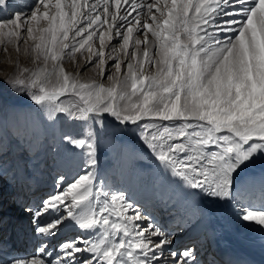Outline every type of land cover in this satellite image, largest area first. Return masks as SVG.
Masks as SVG:
<instances>
[{"label": "snow or ice", "instance_id": "1", "mask_svg": "<svg viewBox=\"0 0 264 264\" xmlns=\"http://www.w3.org/2000/svg\"><path fill=\"white\" fill-rule=\"evenodd\" d=\"M11 8L0 0V43L18 52L28 45L43 67L20 69L0 97H27L43 121L28 115L25 130L57 131L82 164L25 208L37 243L7 264H200L193 247L175 250L173 233L129 196L96 182L97 138L109 125L135 126L182 185L234 200L239 172L264 159V0H33L24 15ZM113 30L119 47L105 57ZM77 53L111 86L67 71L65 59ZM240 207L242 220L264 226V206Z\"/></svg>", "mask_w": 264, "mask_h": 264}, {"label": "bare ground", "instance_id": "2", "mask_svg": "<svg viewBox=\"0 0 264 264\" xmlns=\"http://www.w3.org/2000/svg\"><path fill=\"white\" fill-rule=\"evenodd\" d=\"M23 1L28 4V7L27 10L21 13L22 15L30 12L31 4L33 3V0ZM88 2L91 3L92 0H88ZM148 2H152V0H148ZM15 6L12 8L16 9ZM20 63L22 62L20 61ZM2 66L6 68L7 72L0 73V75L6 78L11 77V74H7L10 71H14L15 75L20 69L27 68V66L20 65L16 61L13 62V60L3 63L1 67ZM49 68H51V66ZM86 76L90 75L87 74ZM77 78L82 82L96 81L97 83H104L103 78L91 79L90 77L83 76ZM104 84L106 87L111 86L107 83ZM6 99H8L6 94L0 97V105H4L0 108V138H2V141L5 138V135L4 130L1 128L6 131V126L9 125L8 120L6 121V115L8 114V107L5 102ZM20 109H24L25 111L23 115L24 120H20L21 123H26V117L28 115L36 117L38 121H43V115L38 113L33 102L25 103ZM25 133L31 137L30 142L26 141L25 145L27 146L29 144V151L35 149L32 144L35 146L39 145L41 142L40 140L45 137L46 139L42 149L45 154L48 152L51 157H47L48 159L46 158L41 161V166H39V164L33 166L35 173H38L37 175L34 174L30 176V172H25V177L28 180L30 179L29 182L34 183L31 196L24 194L23 190L26 188V182L20 181L21 178L19 179L15 174L13 182H11L14 186H18L19 188L17 190L13 189L15 192L18 191V206H7L6 202L0 201V206L5 205L6 208H9L7 211H1L4 212V214H0V221L5 216L7 217V220L9 218H14L13 223L18 227L14 240L8 241L6 239H0V261H3L4 264H7V261L12 257H24L33 252L37 243L34 233L35 225L31 219L30 213L25 211V208L38 207L42 200L55 190V183L51 187H46L47 178H54L60 175L72 178L76 176L77 172H80L81 169V166L79 165L82 160L80 159L79 154H74L70 147H66L61 142L57 131L49 128L48 135L46 127L42 125L36 135L33 134L31 129L27 130ZM124 137L125 138L121 137L117 140V148L113 150L112 153L102 155L103 153L101 152L102 154H98V156L96 155L97 164L95 172L97 183L102 184L110 191L123 192L126 196H129L132 201L136 202L141 214H145L146 218H154L157 216L155 212L158 214V209L152 208V196L154 194H156V198L160 196V194L158 195V190L161 185V179H163V183H165L167 179L172 178L173 181L169 183L166 190V196L171 201L169 206L174 205L177 199V191H174L173 197H171L169 196V190L172 191L173 189L180 188V193L182 195H187L197 203L196 210L199 211V213L202 214L206 211H213L214 216L212 220H204L203 223L206 225L203 235L209 236V246L213 251L227 252L231 257L232 264H264V231L261 230L264 226L257 225L253 221H244L240 218V206H250L249 203L244 201V199L248 202L250 199H253L254 196L258 195H260L262 199L264 198V166L252 163L239 172L236 179L235 191L236 195L241 192V201L237 202L236 199H209L202 195H198L195 190L188 189L181 184L180 178H174L169 172L165 171L163 166L150 154L149 150L140 141L138 137V129L134 128L130 136H127L126 133ZM12 141L11 147H9V141L6 143L3 141L4 151L0 154V158L8 156L11 158L14 155H17L15 152V148L17 147L16 142ZM126 146H128L130 148L129 151H132L135 155L131 160V165H128L126 162V155L124 154ZM70 151H72V154L68 157V152L70 153ZM30 159L33 160L35 158L31 157L29 158V161ZM258 160L264 161V159L259 158ZM52 164H54L53 167H51ZM28 165L29 163L27 162L22 166L19 162L16 163V172L20 171L19 173H22L20 168ZM43 175L46 176L44 179L42 178ZM120 178L121 181H119ZM0 181L6 183L7 187L9 186L8 180L5 179V177H0ZM21 182L22 184H20ZM111 182L115 183V185L113 186ZM152 182H154V194L149 190ZM21 188H23L22 192L19 191ZM238 188L241 189L238 190ZM4 197L9 198L6 195ZM1 200L3 201L4 199ZM261 206L264 205H262L261 202H256L251 208L259 209ZM156 223L160 225L161 220ZM174 226L176 227V230L173 232L174 242L172 247L175 250H180V248H182L183 245H186L190 240H180L177 233L181 228L175 224L170 225V227ZM170 227L167 228L168 231L172 230ZM3 232L4 229H0V234ZM63 238V236L58 237V239ZM14 243L15 246L11 248L10 246Z\"/></svg>", "mask_w": 264, "mask_h": 264}, {"label": "rangeland", "instance_id": "3", "mask_svg": "<svg viewBox=\"0 0 264 264\" xmlns=\"http://www.w3.org/2000/svg\"><path fill=\"white\" fill-rule=\"evenodd\" d=\"M12 1H17V0H12ZM20 1H23V0H18L17 2H20ZM12 5L13 6L16 5L15 6L16 9L12 8V10L20 11L19 9H17V8H19L20 3L12 2ZM22 6H23V8H22V11L20 13L27 10L28 4L24 1V4ZM31 10L32 9H30V11ZM138 35H139L138 32L137 33L134 32V39ZM113 36H114V39L111 42L106 41V47L104 49L105 57H107L109 55V52H110L111 48L113 47V45H117V47H119V38L115 37V30H113ZM94 41H95L94 48L98 49L99 48L98 40H96V38H94ZM29 44H31V41H29ZM129 51H131V49H129ZM87 55H88L87 53H85L84 56H82L80 53H77L74 60L69 61V60L65 59V61H64L65 69L67 71L71 72L73 74V76L75 75L76 77L83 76V77H90L91 79H99V78L101 79L102 77L97 75V70L88 64ZM12 60H13V62H15V61L18 62L20 65L27 66V68L31 71H35L38 68H41L43 66V61H38L35 59L34 55L31 53L30 49L28 48V45H25L22 43L21 44V50L18 52L12 44H8L7 45V51H5V45L3 43H0V73H6L7 72L6 68H4L3 66L1 67V65L5 62H10ZM121 60L123 63H127V60L124 58L122 53H121ZM20 61L22 63H20ZM93 62H94V58H93ZM114 62L115 61H112V60L107 61V63L109 65H111ZM123 63H122V66H123ZM50 66H51V64H49V67ZM85 69H87V70H85ZM7 74H11V77H12L14 75V71H10ZM87 74L90 76H86ZM26 75H27V73H26ZM9 78H6V77L0 75V90L7 89V84H5L4 81L9 80ZM103 82L107 83L109 85H111V83H112V81L107 80V79H103ZM5 94L8 97V99L5 100L7 107H8V112L11 115L13 122L15 121L13 126H10V127H9V125L6 126V129L9 127L7 129V135H6V133H4V135L7 136L6 142H8V141L10 142V140L13 137V141H15V142L18 141V142H21L22 144H19L18 142H16L17 147L15 148L16 149L15 152L17 155H14V156H16V159H15V157L10 158V156L0 158V166H1L0 168H2V170L6 171V169H7V173H9V168L8 167L6 168V166L8 165L9 167H11V171H14V173L12 172L13 174L10 176V178H8L7 176L3 175L0 172V177L1 178L5 177V179L8 180V184H9V186L7 187L6 183H4L3 181H0V196L3 199L5 198L4 197L5 195L10 198V196L13 194L12 193L13 189H16V190L19 189L18 186H14L11 183V181H13L15 174L19 179L21 178L20 181L24 182V181L28 180L25 177V172L26 173L30 172V174H29L30 176L34 175V174L37 175L38 173H35V171L33 170V166L35 164H39V166H41L40 165L41 161H43L47 157H51V156H49L48 152L45 154V152H43V149H42L44 147V142L46 139L45 137L40 140L41 142L39 143V145L35 146L34 144H32L35 147V149L32 151H29L30 150L29 144L27 146H25L26 141L30 142L31 137L28 136L27 133H25L26 132L25 123L22 122L23 123L22 124L20 122V120H24L23 115L25 113L24 109H20V108H22L25 103H30L31 101L27 97L18 98L15 94H12L10 92H5L4 95ZM16 119H18V120H16ZM134 128H135V126H129V127H125V128H114L111 125H109L108 130L106 132L102 133L97 138V144L99 146H97V154L96 155L98 156V154H102V153H103L102 155H104V154L108 155L109 153H112V151L117 148V143H118L117 140H119L121 137L125 138L124 136L126 133H127V136H130L132 134V130ZM1 129L4 130V132H6L5 129H3V128H1ZM11 146H12V144L9 143V147H11ZM109 148H111V149H109ZM129 150H130V148L128 146H126L124 154L126 155V162L128 163V165H131L132 164L131 160L134 158L135 155L132 153V151H129ZM22 152H24V154H21ZM18 153L22 156H19ZM37 154H38V156H37ZM52 154H53V152H52ZM23 155L25 156L24 161H22ZM31 157H34L35 159H33V160L30 159V161H29V158H31ZM9 158H10V160H9ZM260 161H262V162H260ZM18 162H19V164H21V166L25 165L26 162L29 163L28 166L20 168L22 173H19L20 171L16 172L17 166L15 167V164ZM81 164H82V162H80L79 166H81ZM253 164L259 165V166H264V161L257 159ZM78 173L79 172H77V174ZM6 175H8V174H6ZM121 178L119 179V181H121ZM20 184H22V182ZM111 184L113 186L115 185V183H113V182H111ZM22 190H23V188H21L19 191L22 192ZM174 191H177V189H173L172 191L169 190V196L173 197ZM9 198H7L8 201L5 199L4 202L7 201V206L10 204L14 205L15 201H16L15 200L16 199L15 194L12 197L13 202ZM8 209L9 208H6V207L2 208V206H0V212L1 211H7ZM0 214H4V212H1ZM143 215L145 216V214H143ZM8 218H9V216H8Z\"/></svg>", "mask_w": 264, "mask_h": 264}]
</instances>
